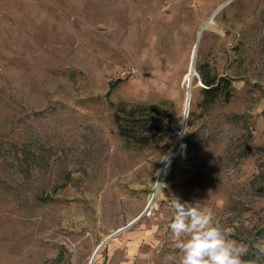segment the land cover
Wrapping results in <instances>:
<instances>
[{"label":"rangeland","instance_id":"rangeland-1","mask_svg":"<svg viewBox=\"0 0 264 264\" xmlns=\"http://www.w3.org/2000/svg\"><path fill=\"white\" fill-rule=\"evenodd\" d=\"M175 198L264 264V0H0V264H172Z\"/></svg>","mask_w":264,"mask_h":264},{"label":"clouds","instance_id":"clouds-1","mask_svg":"<svg viewBox=\"0 0 264 264\" xmlns=\"http://www.w3.org/2000/svg\"><path fill=\"white\" fill-rule=\"evenodd\" d=\"M174 216L169 224L179 241V259L169 255L172 264H243V245L232 239L231 232L215 222L211 209L202 208L199 201L180 202L174 199Z\"/></svg>","mask_w":264,"mask_h":264},{"label":"trees","instance_id":"trees-1","mask_svg":"<svg viewBox=\"0 0 264 264\" xmlns=\"http://www.w3.org/2000/svg\"><path fill=\"white\" fill-rule=\"evenodd\" d=\"M199 73L201 75L203 83L206 85L204 91L216 98L224 97L226 100H230L232 97V84L231 79L229 78H220L216 76L207 75L202 68H199ZM225 85V90L222 91V84ZM145 107H135L131 110H121L120 113L123 115L117 114V119L119 123V130L122 136L135 139L137 142H140L144 137L138 136V129L143 127L148 123V119L145 114ZM123 121V122H122ZM126 122L127 124H124ZM127 125V126H126ZM127 131H131L132 134H128Z\"/></svg>","mask_w":264,"mask_h":264},{"label":"built area","instance_id":"built-area-1","mask_svg":"<svg viewBox=\"0 0 264 264\" xmlns=\"http://www.w3.org/2000/svg\"><path fill=\"white\" fill-rule=\"evenodd\" d=\"M136 74V68L132 66H121L111 72L110 79L112 81H124L133 78Z\"/></svg>","mask_w":264,"mask_h":264},{"label":"water","instance_id":"water-1","mask_svg":"<svg viewBox=\"0 0 264 264\" xmlns=\"http://www.w3.org/2000/svg\"><path fill=\"white\" fill-rule=\"evenodd\" d=\"M221 8H222V7H221ZM221 8H219L218 11H219ZM216 13H217V12H216ZM207 26H208V23L205 24V26L202 28L201 33L203 32V30H204ZM200 37H201V35H199V38H200ZM199 38H198V39H199ZM197 47H198V44L195 45L194 50H193V54H192V58H191V67L194 69V73H193L194 76H199V75H198V72H197V70H196V65H195V59H196V55H197ZM200 84H202L201 81H200ZM156 193H157V191L153 194L150 203H151L152 200L154 199ZM119 232H120V231H119ZM117 233H118V232H117ZM112 236H113V235H112ZM112 236H110V237H108L107 239H105V240H104V241L98 246V248L96 249V251H95V253H94V255H93V257H92V259H91V261H90V264H93V261H94V259L96 258V256H97L99 250H100V249H101V248L107 243V241H108Z\"/></svg>","mask_w":264,"mask_h":264},{"label":"bare ground","instance_id":"bare-ground-1","mask_svg":"<svg viewBox=\"0 0 264 264\" xmlns=\"http://www.w3.org/2000/svg\"><path fill=\"white\" fill-rule=\"evenodd\" d=\"M193 71H194V69L191 67V62H190V72H191V77H192V75H193ZM187 115H188V111H187ZM177 145H178V144H177ZM177 145L172 149V151L170 152V154H169L168 157L166 158V160H165V164H164L163 169H162V174H163L165 168L171 163V161H172V159H173V157H174V155H175V151H176ZM162 174H161V176H162ZM158 190H159V188H157L156 191L159 192ZM160 190H161V189H160ZM152 204H153V203H152ZM152 204H150V207L152 206ZM154 204H155V203H154Z\"/></svg>","mask_w":264,"mask_h":264}]
</instances>
